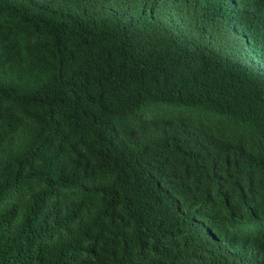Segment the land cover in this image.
<instances>
[{
	"label": "trees",
	"instance_id": "obj_1",
	"mask_svg": "<svg viewBox=\"0 0 264 264\" xmlns=\"http://www.w3.org/2000/svg\"><path fill=\"white\" fill-rule=\"evenodd\" d=\"M0 264H264V0H0Z\"/></svg>",
	"mask_w": 264,
	"mask_h": 264
}]
</instances>
